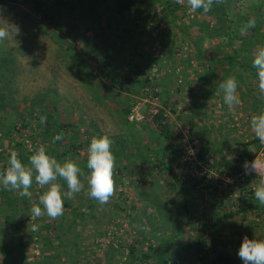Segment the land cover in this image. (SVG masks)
<instances>
[{
    "label": "rangeland",
    "instance_id": "rangeland-1",
    "mask_svg": "<svg viewBox=\"0 0 264 264\" xmlns=\"http://www.w3.org/2000/svg\"><path fill=\"white\" fill-rule=\"evenodd\" d=\"M88 2L45 0L44 10L61 16L56 26L32 2L16 4L0 0V27L11 29L8 38L0 41V142L3 144L0 151L6 153V162L12 151L19 155L17 143L28 145L30 150L39 145H45L49 150L53 141L51 134L46 132L49 127L53 133H64L58 151L62 152L72 144H83L76 152L78 155H64L59 160L72 158L85 175L89 174L86 167L89 144L84 143L87 134L92 137L107 134L112 140L114 155L120 150H125L127 154H138L139 149H143L150 153L151 160L147 163L141 161L140 157L115 155V192L107 203L100 204L90 198L88 184L83 176L81 192L73 199L64 200L71 206L67 208L64 205L66 212L73 213L78 209L90 214L84 223L79 216L71 218L70 214H65V226L71 225L76 219L78 224L75 227L82 231L87 244L94 246L88 254L91 257L98 256L99 264L107 263V259L112 264H124L130 261L127 248L131 243L141 242L139 250L151 254L148 251L150 246H157L161 239L168 241L174 237V242H179L173 248L177 264H224L216 262L217 254L209 244L206 249L208 256H205L204 261L197 258L193 249L201 238L197 224V218H201L199 214L208 211L212 200L225 195L223 207L220 203L216 205L218 211L231 208L241 215L221 229L220 251L232 256L233 260L228 264H243L238 251L247 231L253 230L256 239H264V216L255 221L258 212L264 207L257 209L255 206H258V201L254 199L253 205L250 197V190H253L258 178L243 175L231 177L226 167L237 162L240 154L242 158L236 164L241 168L245 161L251 162L257 156L264 159V145L252 143L246 151L238 144L251 143L256 138L250 126L251 120H247L253 112L239 105L235 115L226 111L220 114L218 100L210 99L205 102L208 107L205 117H197L200 106L203 107L204 96H201V92L205 93L206 88L200 94L195 93L199 91L196 86L193 91L190 90L196 82L201 83L199 76L205 67H211L209 62L215 53H229V50L238 49L242 41L237 39L234 46L227 48L225 33L220 37L207 38L209 31H206L205 24L213 26L215 19L197 15L190 8L187 15L177 18L176 22L158 8V18L161 17V20L147 18L146 22L139 23L140 26H134L131 29L133 37L124 41L125 38L121 36L126 32L120 22L109 29L105 23L96 26L86 16ZM61 4L63 9L60 8ZM184 4L187 6V3ZM246 4L240 3L237 8L230 10V16L242 11ZM191 21L193 25H189ZM175 23H179V26ZM184 31L190 37L183 34ZM201 36H206L200 45L202 59L198 58L200 51L194 44ZM96 40L109 42L108 45L100 43L97 50L111 60L122 51L127 53L124 58L129 62L131 59L137 60V56L144 60L151 85L159 83L160 86L154 85L151 89L143 90L141 86L133 87V83L131 91L118 89L102 76L103 69L93 59L96 51L91 48ZM81 59H85V62L80 63ZM113 66L118 69L117 76L123 82L130 76L128 70L118 63L115 62ZM218 68L217 72L207 73L211 80L216 75L217 80H222L226 75L224 67ZM163 81L167 84V90L161 86ZM250 81L255 91L259 92L258 79ZM158 111L165 112L174 138L162 136L153 118ZM190 115H193L194 121L186 119ZM37 116L46 119L42 122ZM50 117L51 124L63 125L65 130L50 126ZM245 120L249 125L244 129ZM216 124L218 127L223 125L220 132ZM2 125L15 127L12 130L13 138L3 136ZM218 132L219 142L228 144L219 147L223 150L219 149L221 152L211 157L214 168L209 169L199 161V152L207 145H214V136ZM159 150L163 152L157 154ZM168 152L175 154L171 161L173 174L153 169L155 158L162 159ZM3 163L0 162V172ZM125 166L128 169L123 173H115ZM196 180L202 181L199 191L192 187ZM34 187L30 189L32 194L35 193ZM90 206L93 209H88ZM33 221L31 218L24 225L30 260H34L43 249L41 242H31ZM241 221H244L242 226ZM255 223L260 226H255ZM207 224L209 230L206 235L209 236L211 225L208 221Z\"/></svg>",
    "mask_w": 264,
    "mask_h": 264
},
{
    "label": "trees",
    "instance_id": "trees-1",
    "mask_svg": "<svg viewBox=\"0 0 264 264\" xmlns=\"http://www.w3.org/2000/svg\"><path fill=\"white\" fill-rule=\"evenodd\" d=\"M8 2H13L16 4H26L28 2H32L34 7L45 13V17L50 20L51 23H54L58 26L61 17L57 14L55 16L51 12H46L44 10L45 0H7ZM59 1V0H58ZM88 14L86 15L89 19L93 20L96 23V26H101L102 23H105L106 28L112 29L117 22H120L125 29V34H122V38H125L126 41L128 38H132L131 29L134 26H140L139 23L146 22L147 18H150L152 21H159L161 17L158 18V8H161L164 13L169 15L173 22H176L177 18H184L189 11L188 5L186 6L184 3H187V0H184V3H177L176 0H88ZM247 2L245 8L240 11L239 13L236 12L235 16H230V10H234L237 8L239 4ZM144 6H146L144 8ZM61 9H63V4H61ZM197 15L202 16H210L214 18L215 21L213 26L209 23L205 24L206 31H209V35L207 38H216L220 37L222 33L226 38V47L231 48L235 45L237 39H240L242 42L238 49L229 50V53L226 52H217L211 57V67L209 69L205 67V71L200 74V81L201 83L196 82L197 84L192 85L193 87L190 88L191 91L194 90V86H201L202 84H208L211 88V95H214L217 87L219 86L220 79H218V75L214 76L211 80L207 73L210 71H215L219 69L218 66L224 67L226 71V75L222 78L221 81L226 79L229 76L235 75L238 81V90L241 92L243 89L247 92V97L250 98L254 112L259 114L261 111H264V97H261V94L257 91L255 94V86L253 84L252 79H257V75L255 69L252 68V59H253V52L257 48L258 45L264 44V0H220L219 3H214L212 9L207 13L204 14L203 10H196ZM213 19V20H214ZM250 19H255V26L248 28L246 31L241 34V29L248 23ZM130 21V22H129ZM118 23V24H120ZM129 23H132L133 26H130ZM194 22L191 21L189 25H193ZM94 25V24H93ZM174 25H178L179 23H175ZM92 27V26H91ZM205 31V32H206ZM186 36L190 37V35L183 32ZM206 39V36L198 37V41L192 40L195 45L199 48L198 51L199 55L198 58L202 59L201 55V42ZM96 44L92 46V51H96L93 59L97 62V64L103 69L102 76L113 83L118 89L122 91H131L132 85L134 83L135 86L143 90L151 89L154 85L160 86V84H153L149 81V75H146V69L148 68L145 65V61L140 60L137 56V60H130V62L126 59L123 51L121 53H117V57L111 60L109 57L104 56L98 52V48H100V43L103 45H108L109 42L107 41H95ZM124 50V48H123ZM197 51V52H198ZM136 56V55H132ZM107 57V58H106ZM131 57V56H130ZM127 58V57H126ZM85 62V59H81L80 63ZM118 63L121 65L125 70H128L130 76L126 77L124 82L120 77L117 76L118 69L113 66L114 63ZM121 68V67H120ZM231 74V75H230ZM147 76L141 80L142 76ZM215 75V74H214ZM217 81V83H214ZM249 82V83H248ZM151 85V86H150ZM141 86V87H139ZM161 86L164 90H167V84L165 81L161 83ZM219 88V87H218ZM156 96H161L160 93H155ZM206 100L209 99V96H206ZM174 109V108H173ZM3 118V117H1ZM38 119L41 116H37ZM154 121L157 123L158 129L160 130L162 136H165L167 139L174 138L173 131L170 129L169 123L166 121V115L164 111H158L154 115ZM187 120H192V117L186 118ZM52 121L50 117L48 123ZM190 123V122H188ZM58 123L51 124L50 126H59L61 130H65V126L60 125ZM5 127V126H4ZM2 125V132L3 136L13 138L12 130L15 127H5ZM48 134L54 138L59 131H55L54 133L51 132L50 127L47 129ZM87 140L84 143L90 145L92 135L87 134ZM32 141L34 142L35 139L32 137ZM256 139V140H255ZM254 141L251 143L244 144L243 142H239L240 146H243V149L246 148L249 144L258 143V139L255 138ZM1 141V137H0ZM225 143V142H224ZM58 144L57 141L55 144L52 142V147L49 148L48 152L50 155L55 156L58 160L64 156L71 154L72 156L78 155L76 152L79 148H81L83 144H72L70 148L63 150L62 152L58 151ZM223 144V143H222ZM228 144V143H227ZM226 144V145H227ZM2 143L0 142V146L2 147ZM19 151V158L27 163L28 158L32 154V150L28 148V145L24 143H17ZM36 148V147H35ZM163 152V150H159L157 154ZM219 146L214 144L212 146L207 145L205 149L199 152V161L203 165L208 166L209 169L214 168V164L212 158L215 154L219 153ZM115 155L119 157L125 156L129 157H140L141 161L149 162L150 153L144 152L143 149H139L138 154H127L125 150H120L119 152H115ZM224 155V154H223ZM222 155V156H223ZM180 156V155H179ZM6 153L4 151H0V162L3 163L2 171H4L7 167L6 162ZM215 157V156H214ZM224 157V156H223ZM175 158V154L173 152H168L163 155L162 159L156 157V164H154L153 169H157L161 172H167L173 174V169L171 166V161ZM242 158V154L238 157V159ZM237 162L240 163V159ZM251 161V160H250ZM232 162L230 166L226 167L227 173L231 177H235L237 175H243L244 177H253L258 178L256 175H245L244 168H241L237 163ZM128 166L123 168H119L115 173L121 174L124 170H127ZM88 171H90L87 168ZM1 171V172H2ZM189 177V176H188ZM63 184L64 190H67L66 183L61 181ZM202 181H197L192 183V187L197 191L200 190L199 186L201 185ZM35 186V193L32 194V197L29 199L27 197H20L16 192H9L4 190L0 187V207L2 213V219H0V264H99L100 258L90 256L88 254L89 250H92L93 245L87 244V241L83 238V233L81 230L77 229L78 223H76V219L71 222V225L65 226V214H70L72 216H79L81 217L82 223L86 222V217L90 214L87 212L77 211L75 209L73 213L66 212L62 216L57 219H50L47 215L41 216L39 218H34V223L38 225V230L33 231L30 235L32 243H39L41 242L43 245V249L39 252V255H36L34 260H30L28 257V249L29 243L26 242V234H25V223L31 221V212L30 208L31 205L34 204L36 201H39V196L43 193L45 189L38 187L35 182L33 183ZM32 186V188H33ZM199 189V190H198ZM201 195V194H200ZM203 197L205 195L202 194ZM250 197L254 203V192L250 190ZM225 195L222 196L221 199H214L210 202L209 210L206 212H201L199 217L197 218L198 229L201 230L200 240L196 242L194 250V254L197 258L201 261L205 260V256H208V252L206 249L208 248V244L213 248L215 253L217 254V263L228 264L233 260L230 254L226 252L220 251V244L222 236H221V229L222 226L228 222L229 220L233 219L236 216L238 211H231V210H224L222 212L218 211L216 205L220 203L221 208L225 203ZM256 200V199H255ZM206 201V200H204ZM257 202V201H256ZM258 203V206L255 207L257 209H262L264 205ZM67 208H70L69 203H64ZM4 207V208H2ZM93 207V206H92ZM91 206L88 209H93ZM211 211H215L212 215ZM255 213V210L253 211ZM76 213V214H74ZM74 214V215H73ZM240 214V212L238 213ZM264 216V209L258 212L256 218H262ZM243 219H245L243 217ZM210 223V233L209 236L206 235L209 230ZM206 235V236H205ZM250 239H256L254 237L253 230H248L247 235ZM174 238V237H173ZM172 237L169 240L161 239L160 243L157 246H150L148 251H151V254L147 252H143L139 250L138 246L142 244L141 242L131 243L128 246V257L130 258L129 262H124V264H177L174 258V251L173 248L178 244L174 242ZM49 252H48V251ZM111 251V250H110ZM125 250L123 249L122 252ZM109 254V253H108ZM111 255V254H110ZM110 258V257H108ZM107 263L102 264H112L111 260H106ZM154 261H157L154 263Z\"/></svg>",
    "mask_w": 264,
    "mask_h": 264
},
{
    "label": "clouds",
    "instance_id": "clouds-1",
    "mask_svg": "<svg viewBox=\"0 0 264 264\" xmlns=\"http://www.w3.org/2000/svg\"><path fill=\"white\" fill-rule=\"evenodd\" d=\"M183 3L184 0H176ZM220 0H187V5L192 11L203 10L207 14L214 3ZM255 19H250L241 29V34L248 28L255 26ZM10 28L0 27V41L8 38ZM252 68L255 69L258 79V90L264 97V44H260L253 52ZM223 93V101L228 106L232 115L236 114V107L242 101L237 93L238 81L235 75L229 76L219 84ZM46 119L42 117L41 120ZM250 126L260 145H264V111L251 117ZM64 133L60 132L53 138V144L62 140ZM7 167L0 172V187L9 192H16L20 197H32L30 189L33 183L45 189L39 196V203L31 205V217L39 218L47 215L50 219H57L64 213V200L73 199L80 193L83 180L88 184L90 198L105 204L115 192L114 168L115 155L112 152V140L107 134L93 136L87 149L86 167L89 174L82 173L80 166L70 157L63 161L49 154L45 145H39L32 150L28 162H23L17 152L12 151L7 161ZM245 175L255 173L253 192L259 204L264 205V159L256 157L253 161L243 164ZM63 181L67 190H64ZM38 225L33 224L32 230L37 231ZM238 256L243 264H264V239H250L245 236L238 251Z\"/></svg>",
    "mask_w": 264,
    "mask_h": 264
},
{
    "label": "crops",
    "instance_id": "crops-1",
    "mask_svg": "<svg viewBox=\"0 0 264 264\" xmlns=\"http://www.w3.org/2000/svg\"><path fill=\"white\" fill-rule=\"evenodd\" d=\"M220 82H222L221 80H220ZM199 83V82H198ZM214 83H217V81H215ZM249 83V82H248ZM197 84V83H196ZM195 85V84H194ZM197 87V90H199V91H196L195 93L196 94H200V91L201 90H203L204 88H206V92L204 93V92H201V93H203V95H201V96H204V100H203V107L202 106H200V108H199V113L197 112V114L198 115H196L197 117L198 116H201V117H205V111H207L208 109V107H207V104H205V102H208L210 99H215V100H218V104L220 105L219 107V109L221 110V111H219L220 112V114H222V113H224V111H226L227 113L228 112H231L230 110H229V108H228V106L224 103V101H223V93H222V91H220V89L217 87V90L215 91V93H214V95H211L210 93H211V88H210V86L208 85V84H204V85H201V86H199V85H197L196 86ZM237 93H238V95H239V98L241 99V101L242 100H244V101H242V103L240 104L241 105V108H242V106L245 108L244 110H248V112H253V115H255L256 113L254 112V109H253V105H252V102H251V100H250V98H248V99H244V97L245 96H247V92H246V90L245 89H243L241 92L237 89ZM255 94H257V91H255L254 92ZM206 96H209V99L208 100H206L205 98H206ZM246 102V103H245ZM238 107V106H237ZM225 112V113H226ZM224 115V114H223ZM252 114H249V116L247 117V120H251V117L253 116ZM196 116L194 115V117L196 118ZM190 117H192L193 118V115H190ZM193 120V119H192ZM247 120H245V122H243V123H246V125H243L244 126V129H245V127H248V125H249V122H247ZM194 121V120H193ZM217 126V124L215 125V127ZM220 127H223V125H221V126H217V130L220 132V130L219 129H221ZM219 132L214 136V140H213V142H214V144H217V146H219V147H226V142L224 143V142H219V139H220V136H219ZM251 132V131H250ZM251 135H252V132L250 133ZM254 134V133H253ZM214 135V134H213ZM223 143V144H222ZM222 148H219V149H222ZM227 149V148H226ZM246 151H247V149H249V147L247 146L246 148ZM244 149V150H245ZM223 150V149H222ZM209 208H210V206H209ZM209 208H208V210H209ZM229 210H231V208H229ZM227 211V210H226ZM231 211H234V210H231ZM212 213V215L215 213V211L213 212V211H211ZM239 213V212H238ZM238 213H236V216L234 217V219H231V220H229L228 222H226L223 226H222V229H225L227 226L226 225H228V223H230V222H232V221H234V220H236V217L237 216H240L241 215V213L240 214H238ZM257 217V216H256ZM260 218H255V221L256 220H259ZM246 222V221H245ZM258 222V221H257ZM243 223H244V221H241V223H240V226H242L243 225ZM255 226H260L259 225V223L258 224H256L255 223Z\"/></svg>",
    "mask_w": 264,
    "mask_h": 264
},
{
    "label": "built area",
    "instance_id": "built-area-1",
    "mask_svg": "<svg viewBox=\"0 0 264 264\" xmlns=\"http://www.w3.org/2000/svg\"><path fill=\"white\" fill-rule=\"evenodd\" d=\"M255 175V173H253Z\"/></svg>",
    "mask_w": 264,
    "mask_h": 264
}]
</instances>
